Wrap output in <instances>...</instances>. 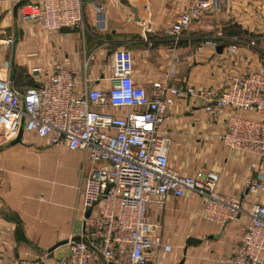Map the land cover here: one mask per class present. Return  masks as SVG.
I'll return each mask as SVG.
<instances>
[{
    "label": "crops",
    "instance_id": "obj_1",
    "mask_svg": "<svg viewBox=\"0 0 264 264\" xmlns=\"http://www.w3.org/2000/svg\"><path fill=\"white\" fill-rule=\"evenodd\" d=\"M18 1L0 0V42L15 38L8 52L0 50V59L5 65L11 62L12 86L20 93L43 77L34 68L50 71L55 64L77 72L80 80L89 78V86L109 89L112 55L118 51L129 52L133 80L150 94L157 82L169 89L195 86L221 92L232 75L264 68L263 52L242 43L231 55L229 43L222 39L263 33L264 0H230L219 14L204 15L178 40L169 35L171 26L198 0H120L118 5L106 4L104 12L87 0L85 28L57 31L15 18ZM263 39L258 42L262 51ZM209 40L219 46L207 45ZM85 87L81 83L79 90ZM204 108L187 98H176L170 107L162 130L170 165L184 175L216 172L221 195L242 197L246 181L256 174L252 163L258 158L222 144L229 110L211 115ZM12 141L0 134V264H57L68 246L49 250L79 238L83 231L86 215L79 189L92 165L83 151L52 146L32 132H25L17 145ZM205 201L200 193L187 191L180 198L170 195L163 209L150 208L158 235L173 251L156 249L149 264H226L247 221L215 225L206 218ZM255 203L264 206V194L253 196L245 207Z\"/></svg>",
    "mask_w": 264,
    "mask_h": 264
},
{
    "label": "built area",
    "instance_id": "obj_2",
    "mask_svg": "<svg viewBox=\"0 0 264 264\" xmlns=\"http://www.w3.org/2000/svg\"><path fill=\"white\" fill-rule=\"evenodd\" d=\"M86 1H28L18 16L48 31L85 28ZM92 1L97 12H104L108 3H120ZM229 1L198 0L191 11L178 15L169 35L178 40L204 15L219 14ZM145 30L151 32V26L146 25ZM222 39L229 43L231 55L242 43L263 52L257 35ZM14 43L15 38L9 37L0 42V50L8 52ZM206 44L219 46L217 40ZM11 70V62L5 65L0 59V134L4 139L15 140L24 123V132L35 133L52 146L64 144L72 152L83 151L92 165L79 189L84 214L91 210V215L84 218L80 240L66 244L68 253L57 264H149L156 249L172 252L173 247L158 235L150 208L163 209L170 195L180 198L187 191L206 198L209 222L226 226L247 221L226 264H264V206L255 203L245 207L253 196L264 194V68L232 75L230 85L221 92L195 86L169 89L157 82L151 94L134 82L127 51L112 55L109 89L89 86V78L80 80L77 72L55 64L50 71L34 68L43 77L20 93L12 86ZM81 83L84 90H79ZM176 98L203 104L211 115L229 110L222 144L258 158L252 163L256 174L246 181L242 197L221 195L216 172L200 170L184 175L171 167L170 147L162 130Z\"/></svg>",
    "mask_w": 264,
    "mask_h": 264
},
{
    "label": "water",
    "instance_id": "obj_3",
    "mask_svg": "<svg viewBox=\"0 0 264 264\" xmlns=\"http://www.w3.org/2000/svg\"><path fill=\"white\" fill-rule=\"evenodd\" d=\"M27 1H29V0H19V1L14 5V8H13V15H14L15 18L18 17V11H19V9H20V8H21V7L27 2ZM224 48H225V45L220 46L219 49H220V51H221V50H223ZM24 134H25V132H24V123H22V126H21V128H20V130H19V134H18L17 138L11 142V145L14 146V145H17V144L21 143L22 140H23V136H24ZM90 215H91V210H88V212H87V214H86V218H89ZM73 240H74V241H79V240H80V237H79V238H74ZM67 243H68V242H61V243L57 244L56 246H54L51 250H49V252H52V251H54L56 248H58V247H60V246H62V245H65V244H67Z\"/></svg>",
    "mask_w": 264,
    "mask_h": 264
},
{
    "label": "rangeland",
    "instance_id": "obj_4",
    "mask_svg": "<svg viewBox=\"0 0 264 264\" xmlns=\"http://www.w3.org/2000/svg\"><path fill=\"white\" fill-rule=\"evenodd\" d=\"M27 2H28V1H27ZM27 2H26V3H27ZM26 3H25V4H26ZM256 35L259 36V37H261V39H262V38H264V31H263V33L256 34ZM10 37H12V36H10ZM8 38H9V37H8ZM261 45L263 46V52H264V39H263V42H262ZM263 57H264V54H263Z\"/></svg>",
    "mask_w": 264,
    "mask_h": 264
},
{
    "label": "trees",
    "instance_id": "obj_5",
    "mask_svg": "<svg viewBox=\"0 0 264 264\" xmlns=\"http://www.w3.org/2000/svg\"><path fill=\"white\" fill-rule=\"evenodd\" d=\"M235 34H239L238 32H236ZM34 86V85H33ZM31 87V86H30Z\"/></svg>",
    "mask_w": 264,
    "mask_h": 264
}]
</instances>
